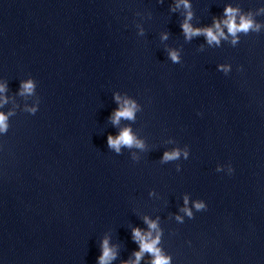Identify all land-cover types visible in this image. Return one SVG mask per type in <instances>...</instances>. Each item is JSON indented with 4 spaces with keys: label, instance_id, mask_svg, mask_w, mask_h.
Instances as JSON below:
<instances>
[{
    "label": "water",
    "instance_id": "1",
    "mask_svg": "<svg viewBox=\"0 0 264 264\" xmlns=\"http://www.w3.org/2000/svg\"><path fill=\"white\" fill-rule=\"evenodd\" d=\"M178 2L0 0V264H98L104 239L131 264L134 227L169 264H264V0H188L194 28L252 21L219 45ZM114 94L136 104L115 127ZM125 127L143 150L107 147Z\"/></svg>",
    "mask_w": 264,
    "mask_h": 264
},
{
    "label": "clouds",
    "instance_id": "2",
    "mask_svg": "<svg viewBox=\"0 0 264 264\" xmlns=\"http://www.w3.org/2000/svg\"><path fill=\"white\" fill-rule=\"evenodd\" d=\"M183 5L184 9L187 10L184 16L183 21L180 24V29L184 35L185 40H191L193 37L196 36H204L206 41L209 45L215 43L219 45L220 39H227L225 36L224 31L221 28V24L227 28V32L229 35L233 37L231 41L232 44L237 43L236 34L237 32L247 33L250 29L253 28V23L250 19H245L241 17L239 24L236 23L235 20V13L236 10L232 7L225 6L224 8V16L226 19L222 21H218L213 18L212 26L211 27H202V28H194L189 21L192 20V12L190 11L191 5L189 4L188 0H179L176 3L175 7L179 8ZM170 11H175V8H170ZM162 39H167V34L162 35ZM168 56L170 57L171 61L174 63H179V57L177 52L174 50H170L168 52ZM224 72L228 71L227 66L219 65ZM23 93H27L31 95L34 90V84L32 80H28L22 83ZM0 91H4V87L0 85ZM114 99L116 100L118 107L113 109V112L109 116V120L111 124L115 127L119 124V122L123 120H134L135 119V111H136V104L130 100H124L123 104H120V96L114 94ZM31 111H35L32 109ZM6 117L3 114H0V130L6 129L5 124ZM107 147L111 150H114L115 153L119 154L121 152V147L132 148L136 147L141 150L144 148V144L138 140L133 134L130 128L125 127L119 131V133L115 136L112 134H108L106 138ZM181 155L188 158L189 151H181L179 149H173L171 151L164 152L162 156L161 162H171L180 159ZM136 159V157H133ZM179 171V167L177 168ZM217 172L221 171L219 165L216 166L215 169ZM229 174L232 173L233 169L229 167ZM184 204H188V198H184ZM193 207L196 211H202L206 209V204L203 200L194 201ZM189 218H193L192 211L187 207H183L181 209ZM177 220H181V217L177 216ZM144 223L148 225L150 230H155L157 228V224L154 221L148 220L147 217H144ZM132 239L139 245V251L134 252L133 255L135 256V260L131 262V264H138L139 260L141 259L143 253L147 252L153 256V260L151 264H169V258L161 255L159 248L156 246L159 243V237L151 238V232L143 233L139 228H132ZM101 248L102 252L101 255L98 257V264H111V261L115 259L116 254L109 247L108 240L104 239L101 241ZM124 264H128V262H124Z\"/></svg>",
    "mask_w": 264,
    "mask_h": 264
}]
</instances>
